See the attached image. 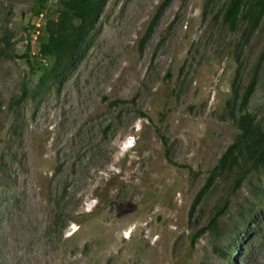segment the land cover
<instances>
[{
	"label": "rangeland",
	"instance_id": "rangeland-1",
	"mask_svg": "<svg viewBox=\"0 0 264 264\" xmlns=\"http://www.w3.org/2000/svg\"><path fill=\"white\" fill-rule=\"evenodd\" d=\"M34 1L0 0V264H264V169H215L250 84L264 131V13L232 31L230 0H103L43 85L61 0Z\"/></svg>",
	"mask_w": 264,
	"mask_h": 264
},
{
	"label": "trees",
	"instance_id": "trees-1",
	"mask_svg": "<svg viewBox=\"0 0 264 264\" xmlns=\"http://www.w3.org/2000/svg\"><path fill=\"white\" fill-rule=\"evenodd\" d=\"M102 4L103 0L60 1L56 9L58 17L48 22L45 28L46 35L38 45V58L42 62L52 61L51 67L45 69L41 75L40 81L43 85L50 80L59 79L78 62ZM33 5L35 13L39 14L47 7V1L35 0ZM263 13L264 0H230L222 14V20L232 31H236L242 22L247 23L249 30H254ZM26 48L24 58L30 62V45L28 44ZM252 92L253 84H250L240 98V113L231 114L239 133L232 146L219 160L216 171L234 166L240 161L250 164L253 169H264V131L245 110ZM27 93V90L23 91L24 95ZM118 103L115 101L114 105ZM161 139L166 145V140L163 137ZM241 182L242 178L238 179L235 188H239ZM222 211L216 214L210 224L193 239V245L198 236L210 229L220 215L224 214Z\"/></svg>",
	"mask_w": 264,
	"mask_h": 264
},
{
	"label": "built area",
	"instance_id": "built-area-1",
	"mask_svg": "<svg viewBox=\"0 0 264 264\" xmlns=\"http://www.w3.org/2000/svg\"><path fill=\"white\" fill-rule=\"evenodd\" d=\"M37 34H39V32H37Z\"/></svg>",
	"mask_w": 264,
	"mask_h": 264
}]
</instances>
